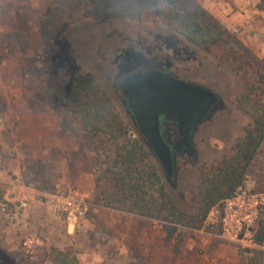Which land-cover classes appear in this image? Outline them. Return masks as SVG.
<instances>
[{"label": "rangeland", "instance_id": "rangeland-1", "mask_svg": "<svg viewBox=\"0 0 264 264\" xmlns=\"http://www.w3.org/2000/svg\"><path fill=\"white\" fill-rule=\"evenodd\" d=\"M54 1L0 0V40L4 34L13 31L30 35L28 42L13 43L8 48L0 42V126L4 123V116L9 114L13 129L18 128L21 122L20 115L27 109L50 112L54 115L59 113L62 115L63 127L69 124L70 118L60 105V99L68 79L73 74L92 76L102 82L122 116L127 119L119 94L112 86L114 68L103 57L111 56L113 48L122 45L119 42L120 34L132 37H136L137 34H151L153 37L162 32L173 34L187 47L186 55L190 58L188 64H183L186 68L180 73L182 78L215 92L223 103L222 108L196 130L192 137L195 152L177 158L175 176L171 178L174 184L169 186L171 194L182 208L192 210L197 198L199 166L201 164L210 166L223 154L229 153L235 141L244 135L245 128L251 123L250 118L236 106V98L245 91L246 82L254 79L251 68L247 66L237 74L235 72L237 62L233 58L225 57L222 49L201 51L183 36L170 31L153 11H145L140 16L123 19L88 18L66 29L56 43L55 50L49 52L40 42L34 18ZM180 1L188 8L199 4L205 9L201 0ZM259 3L260 0H249L245 6L239 8L237 0H211L212 12H216L218 16L214 17L207 9L205 10L232 38L231 44L241 53L243 60L264 73V9L258 8ZM235 16L243 20L238 23ZM56 60L61 63L56 64ZM71 130L82 146L80 132L73 127ZM17 131L14 134L16 141L20 143V147H24L26 140ZM15 154L8 156L18 163ZM81 154L80 161L84 165L82 169L90 173L86 151ZM60 155L62 157L61 153L57 154L55 146L50 148L45 157L34 160L21 159L22 161L19 159L22 176L11 175V171L7 172V176L11 182L19 184L24 193L18 194L17 187L10 192L9 189L2 187L3 184L0 185L2 193L0 203L8 205L6 212L0 210V257L4 264H51L47 254L48 248L57 246L75 253L78 264H142L136 254H139L140 248L135 245V236L139 235L138 227L159 226L161 222L134 217L124 212L118 213L120 211L113 212L115 210L106 211L110 212V217H103L100 212L90 213L94 205L103 210L105 208L98 202L95 183L92 196L82 195L88 205L89 222L84 227L76 228L68 238L62 239L57 235V230L64 232L66 228L64 224L57 225L59 221L54 219L48 210L43 209L45 196L57 195L67 188L76 189L68 182L75 174V170L72 169L70 172L67 168L63 171L57 166V156ZM64 155L69 157V153ZM259 157L264 163V145ZM259 165L255 172L247 177L246 185L257 195L258 200H262L264 171L259 169ZM20 202H25L26 207L16 211L15 208ZM219 212L221 213L222 209L217 208V212L207 217L201 229L204 232L202 236L207 238L201 240L200 250L203 249L209 256L223 250L228 257L227 249L236 254L237 244L222 237V228L216 221ZM34 214L37 217H34ZM5 216L12 224L3 221ZM12 217L14 220L17 219L18 225L19 220L25 218L23 222L26 229L22 232L15 229L6 234L4 230L8 226H16ZM172 230L168 227V232ZM187 234L189 237L184 249L189 239L199 242L198 230L187 231ZM23 237L27 238L23 240ZM35 238L38 239L37 243L30 241ZM27 240L30 241L29 247L24 246ZM32 248L36 249L33 254ZM259 248L264 252V243ZM210 258L212 257H209L210 262L207 264L246 263L244 260L246 257L243 255L238 256L234 263L224 261V258L219 260Z\"/></svg>", "mask_w": 264, "mask_h": 264}, {"label": "trees", "instance_id": "trees-1", "mask_svg": "<svg viewBox=\"0 0 264 264\" xmlns=\"http://www.w3.org/2000/svg\"><path fill=\"white\" fill-rule=\"evenodd\" d=\"M258 8L264 9V0H260ZM145 11H153L170 31L201 51L222 49L225 57L237 62V74L247 66L254 74V79L246 82L245 91L236 98L237 108L251 123L229 153L210 166H199L197 198L192 210L177 203L169 189L174 185L172 179L164 174L156 156L145 146L127 110L128 120L102 82L83 74H73L68 79L60 105L70 118V126L77 128L82 137L99 204L177 229L174 237L172 231L166 239V245L174 239L172 251L177 255L187 231L202 229L211 210L222 209L223 202L235 195L258 164L264 171L259 157L264 145V73L243 60L231 44L232 38L201 5L188 8L180 0H55L34 18V26L41 44L51 52L66 29L88 18L123 19L140 16ZM29 37L13 31L4 34L0 42L8 48L13 43L28 42ZM253 240L257 247L245 264H264V252L259 248L264 243V203L259 207ZM48 257L52 264H77L69 250L57 247L49 249ZM0 264H4L2 257Z\"/></svg>", "mask_w": 264, "mask_h": 264}, {"label": "crops", "instance_id": "crops-1", "mask_svg": "<svg viewBox=\"0 0 264 264\" xmlns=\"http://www.w3.org/2000/svg\"><path fill=\"white\" fill-rule=\"evenodd\" d=\"M200 2L201 4H203L205 9H207L210 12L211 15H213L214 17L218 16L216 12L215 13L212 12L211 9L212 7L210 6L211 0H201ZM247 2H249V0H237V5L240 8L242 6H245ZM242 20L243 19H241L240 17L238 18L237 16H235V21H238V23L239 21ZM22 104H24V102ZM22 112L23 113L20 115L21 122L18 125V128L13 129L12 124L10 122L11 120L9 118L10 117L9 114L4 116V123L3 125L0 126V169H1L0 185L3 184L2 187L4 189L5 188L9 189V191L14 189L16 190L17 187L18 194H20L21 192L24 193L25 191L20 187L19 184H14V182H11V180L7 176V172L11 171V175H16L18 177L22 176L23 172H21V168H20L21 159L34 160L36 158L45 157V155L48 154L50 148L57 146V154L59 153L62 154V157L61 155L57 156V166H59V168H61V170L63 171L67 168H69L70 172L72 169L75 170V174H73L70 177V180L68 182H70V184H72L76 188L74 190L80 193L81 195L85 194L88 197L92 196V194L94 193V180L90 173L82 169V167L84 168V165L80 161V158L82 156L81 153L84 152L83 146H81L78 143L75 134H73L71 130L72 127L70 126V124H66V126L64 125L63 127L62 115L59 113H57V115L56 114L54 115L50 112L32 111L31 109H27ZM11 113H13V111ZM17 129L20 132L21 137H23L26 140L24 147H20V143L16 141L14 134L16 133L15 131H17ZM15 153L17 154L18 157V163H16L15 160L14 161L11 160L8 156V154H15ZM64 153H69V157L65 156ZM50 197H52V195L45 196V200H44L45 204L43 205L44 206L43 209L48 210L52 214L51 208L47 202V200ZM33 206H37V205H33ZM94 206L95 207L93 209L91 208L90 213L100 212L103 217L111 216L110 212H106V211H113V210L104 208L105 210L104 211L103 208L98 207L96 205ZM113 212H117V211H113ZM33 216L37 217L36 214H34ZM52 217L54 218L53 214ZM11 219L14 220L13 217ZM9 220L10 219H8V217L6 216L3 219L4 222L6 221L8 224H12ZM24 220L25 218H21L19 220V225L17 219L14 220L13 224H16V226L14 227L13 225H10L4 230V232L6 234H10L11 230L14 231L15 229L18 232L24 231L26 229L25 222H23ZM57 221L62 222L60 220ZM59 222H57V225L64 224L65 226L64 228L66 229L64 230V232H62L61 230H57V235H60V238L62 239L70 237V234L76 228L70 224H66L64 222L59 223ZM88 222H89V218L87 217L86 220L81 225V227H84ZM168 227L170 230L173 229L172 230L173 232L172 231L168 232ZM138 228L139 230L137 232L139 233V235L135 236V240H136L135 245H137L140 248L139 254L138 253L136 254L137 257L140 258V262L142 264L144 263L145 264H207V262H210L209 257H212L217 260H219L220 258L222 259L224 258L223 259L224 261L226 260L228 262L234 263L238 256L240 257V255L241 256L243 255L238 251V245H237L236 254L231 249L225 248L228 250L227 251L229 254L228 257H226V254L223 252V250L222 252H219L220 251L219 250L216 253V255L213 254L212 256H209L203 249L200 250V248H202L201 240H205V238H207L205 236H202L204 235V232L201 229L198 230V233L201 234V236L198 234L197 237L199 242L196 243L189 239L184 249V244L189 237V234H186L185 240L180 248L179 253L177 255H174L172 251L174 239H171L169 245H166V239L168 236L167 234H171V232H172V236L174 237V235L177 232L176 231L177 229L164 223H160L159 226L158 225L140 226ZM25 238L27 237H23V240ZM10 241H12V239ZM28 243H30L29 240H27L24 246L26 247ZM199 243H201V245H199ZM220 247L222 246L220 245ZM50 248H48V251ZM57 248L65 250L62 246H57ZM252 250L248 251L250 256L252 255ZM32 251L33 254L34 252H36V249L34 250L32 248ZM202 252L203 254H201ZM72 254L77 259L75 253ZM248 258L249 257H246L244 258V260H247ZM129 261H130V257H129ZM77 264H78V260H77Z\"/></svg>", "mask_w": 264, "mask_h": 264}, {"label": "water", "instance_id": "water-1", "mask_svg": "<svg viewBox=\"0 0 264 264\" xmlns=\"http://www.w3.org/2000/svg\"><path fill=\"white\" fill-rule=\"evenodd\" d=\"M121 91L139 136L156 156L163 172L171 177L172 152L190 146V130L207 115L216 96L204 87L154 71L127 77ZM160 117L179 125L180 141L172 147L160 131Z\"/></svg>", "mask_w": 264, "mask_h": 264}, {"label": "flooded vegetation", "instance_id": "flooded-vegetation-1", "mask_svg": "<svg viewBox=\"0 0 264 264\" xmlns=\"http://www.w3.org/2000/svg\"><path fill=\"white\" fill-rule=\"evenodd\" d=\"M119 38V42L122 45L113 48L111 56L103 58L114 68L112 86L116 92H118L124 110H127L126 112L129 114V118L132 121L131 111L126 106L127 100L121 91L123 81L127 77L135 74L154 71L168 74L175 79L187 82L182 78L180 73L185 70L186 67H184L183 64H188L190 58L186 55L187 47L181 44L182 42L173 34L162 32L153 37L151 34H137L136 37L123 36L120 34ZM194 59L195 58H193V60ZM208 90L216 96V102L212 105L202 121L194 129L190 130V146H184L180 152H172L174 158L173 175L171 177L166 175L169 178H174L175 176L177 158L189 156L195 152L192 137L196 130L199 129L201 124L212 118L215 112L220 110L223 106L220 97L210 89ZM160 131L164 134L171 147L180 141L179 125L177 122L160 117Z\"/></svg>", "mask_w": 264, "mask_h": 264}, {"label": "built area", "instance_id": "built-area-1", "mask_svg": "<svg viewBox=\"0 0 264 264\" xmlns=\"http://www.w3.org/2000/svg\"><path fill=\"white\" fill-rule=\"evenodd\" d=\"M47 202L55 219L75 228H80L87 218L88 205L86 200L74 189L67 188L50 197ZM263 203L264 198L258 200L257 195L249 190L245 181L232 198L223 202L222 212H219V216L216 218L222 228V237L236 243L238 251L245 257H250L248 251L257 247L253 236L259 216V207ZM24 207H26V203L20 202L15 209L17 211ZM0 210L6 212L8 205L0 203ZM214 212H217V208L212 209L208 216L210 217ZM30 241L37 243L38 239L35 238Z\"/></svg>", "mask_w": 264, "mask_h": 264}]
</instances>
